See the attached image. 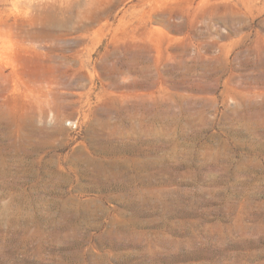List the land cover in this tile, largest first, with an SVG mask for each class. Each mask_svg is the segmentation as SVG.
<instances>
[{"label":"rangeland","instance_id":"rangeland-1","mask_svg":"<svg viewBox=\"0 0 264 264\" xmlns=\"http://www.w3.org/2000/svg\"><path fill=\"white\" fill-rule=\"evenodd\" d=\"M0 264H264V0H0Z\"/></svg>","mask_w":264,"mask_h":264}]
</instances>
